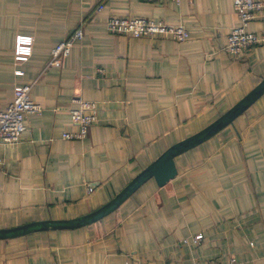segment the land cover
I'll use <instances>...</instances> for the list:
<instances>
[{
  "label": "crops",
  "instance_id": "0c3cea01",
  "mask_svg": "<svg viewBox=\"0 0 264 264\" xmlns=\"http://www.w3.org/2000/svg\"><path fill=\"white\" fill-rule=\"evenodd\" d=\"M109 17L182 24L189 36L113 35ZM81 23L83 39L45 68ZM236 23L233 0H0V110L32 82L42 109L20 142L0 146V231L96 212L248 95L264 79V18L247 26L260 43L232 57L224 47ZM19 36L33 39L26 61L14 59ZM74 96L96 104L97 120L83 140H64L76 131ZM174 161L172 180H148L90 225L0 238V264H264V93Z\"/></svg>",
  "mask_w": 264,
  "mask_h": 264
},
{
  "label": "built area",
  "instance_id": "2783aa9c",
  "mask_svg": "<svg viewBox=\"0 0 264 264\" xmlns=\"http://www.w3.org/2000/svg\"><path fill=\"white\" fill-rule=\"evenodd\" d=\"M151 3L170 1L179 5L181 0H144ZM103 3H99L95 11L100 12ZM233 10L237 23L231 28L226 37L224 50L232 57L243 55L250 48L257 46L260 39L247 31L250 22L264 18V0H233ZM108 33L123 35L131 38H163L174 42H184L189 34L182 24L168 25L161 21L156 22L144 18L109 17L105 22ZM84 37L83 23L70 32L62 41L56 44L50 51V57L45 65L47 67H60L62 60L66 58L76 42ZM33 39L30 36H19L15 47L16 61H26L31 55ZM102 72V71H100ZM20 76V70L15 71ZM33 82L24 85H16L13 89L12 101L4 110H0V146L17 144L21 140V134L25 130L24 122L29 116L39 115L41 107L34 103L31 96ZM75 107L69 109L70 123L76 128L74 132H64L61 138L64 140H83L88 128L97 120V107L94 102L85 101L79 96L71 99ZM3 159L0 157V168ZM201 235L191 239L193 244H198ZM184 243H188L185 240Z\"/></svg>",
  "mask_w": 264,
  "mask_h": 264
},
{
  "label": "water",
  "instance_id": "95a60500",
  "mask_svg": "<svg viewBox=\"0 0 264 264\" xmlns=\"http://www.w3.org/2000/svg\"><path fill=\"white\" fill-rule=\"evenodd\" d=\"M264 93V79L240 102L212 124L198 133L170 146L154 162L144 168L120 193L108 204L88 216L62 222H46L24 226L14 230L0 231V238H9L41 229H71L90 225L116 210L127 198L148 180L153 179L157 186L162 187L172 180L176 174L174 159L188 149L202 143L230 124L238 115L245 111Z\"/></svg>",
  "mask_w": 264,
  "mask_h": 264
}]
</instances>
